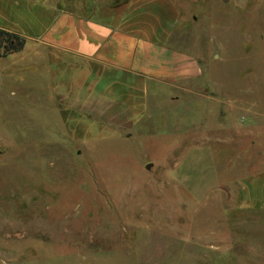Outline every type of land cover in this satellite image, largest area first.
Segmentation results:
<instances>
[{
  "label": "rangeland",
  "instance_id": "rangeland-1",
  "mask_svg": "<svg viewBox=\"0 0 264 264\" xmlns=\"http://www.w3.org/2000/svg\"><path fill=\"white\" fill-rule=\"evenodd\" d=\"M175 1L196 76L118 138L74 143L0 42V264H264V0Z\"/></svg>",
  "mask_w": 264,
  "mask_h": 264
},
{
  "label": "crops",
  "instance_id": "crops-1",
  "mask_svg": "<svg viewBox=\"0 0 264 264\" xmlns=\"http://www.w3.org/2000/svg\"><path fill=\"white\" fill-rule=\"evenodd\" d=\"M179 20L175 0H0V28L26 38L13 69L32 77L28 91L50 92L51 113L80 145L137 129L152 93L196 76L199 61L171 44ZM244 189H264V173Z\"/></svg>",
  "mask_w": 264,
  "mask_h": 264
},
{
  "label": "trees",
  "instance_id": "trees-1",
  "mask_svg": "<svg viewBox=\"0 0 264 264\" xmlns=\"http://www.w3.org/2000/svg\"><path fill=\"white\" fill-rule=\"evenodd\" d=\"M0 42L4 44L7 55L22 50L26 44V38L16 32L0 28Z\"/></svg>",
  "mask_w": 264,
  "mask_h": 264
},
{
  "label": "water",
  "instance_id": "water-1",
  "mask_svg": "<svg viewBox=\"0 0 264 264\" xmlns=\"http://www.w3.org/2000/svg\"><path fill=\"white\" fill-rule=\"evenodd\" d=\"M151 165L149 164L148 167H150Z\"/></svg>",
  "mask_w": 264,
  "mask_h": 264
}]
</instances>
